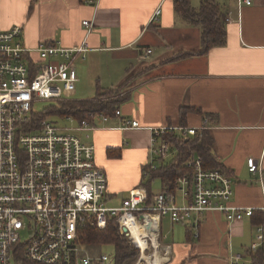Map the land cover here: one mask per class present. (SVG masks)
<instances>
[{
	"label": "crops",
	"instance_id": "1",
	"mask_svg": "<svg viewBox=\"0 0 264 264\" xmlns=\"http://www.w3.org/2000/svg\"><path fill=\"white\" fill-rule=\"evenodd\" d=\"M201 1L190 4L196 9ZM214 1L224 21V43L204 54L173 59L198 51L202 32L176 11L174 0H98L95 5L83 0H0V29L20 26L26 47L43 40L64 47L87 43L85 57L74 63L79 76L73 94L82 91L86 71L93 67L101 76L95 82L102 92L106 88L126 96L117 107L119 115L106 114V120L95 116L90 130L75 133L94 145L109 199L119 190L123 199L131 188L144 185L151 128L199 126L206 120L212 154L232 181L230 204L256 211L264 205V0L240 8L236 0ZM84 20L93 23L91 31ZM145 49L151 50L147 57ZM125 120L139 126L122 129ZM249 157L260 164V172L248 171ZM116 164L132 170L119 180L111 172ZM175 224L181 225L182 234L172 226L178 242L161 243L169 246V260L162 264H231L234 254L241 255V264H249L257 226L252 218L228 221L221 212L209 211L194 226Z\"/></svg>",
	"mask_w": 264,
	"mask_h": 264
},
{
	"label": "built area",
	"instance_id": "2",
	"mask_svg": "<svg viewBox=\"0 0 264 264\" xmlns=\"http://www.w3.org/2000/svg\"><path fill=\"white\" fill-rule=\"evenodd\" d=\"M97 1L83 0L90 5ZM236 3L240 8L252 5L253 0ZM82 24L88 31L93 29L89 20ZM20 32L18 25L8 31L0 29V264H21V258L35 264H113L114 256L90 253L79 243L84 227L104 229L110 220L141 258L143 250L132 232L136 223L147 231L140 237L149 251V247H158L153 239L159 243L165 216L173 223L192 222L194 226L209 211L221 212L228 221L253 215V207L230 204L231 179L220 169L205 168L196 153L187 157L190 171L177 176L171 188L162 185L150 199L147 188L139 185L127 192L120 205L108 206L107 180L95 162L94 145L75 134L90 130L89 121L95 116L102 120L108 116L88 112L74 127L61 129L44 115L74 93L78 81L74 60L85 57L87 43L64 47L59 41L43 40L26 47L17 40ZM150 53V49L144 50L145 57ZM40 102L49 104L39 111L34 106ZM65 117L73 119L72 115ZM205 123L151 128L149 160L142 166V179L175 161L177 146L200 139ZM138 126L134 120H125L121 128ZM169 158L173 159L167 161ZM246 165L253 174L261 170L253 157ZM259 210L264 216V205ZM256 239L250 246L252 252L264 242V223L256 226ZM168 249L164 247V259L158 264L169 260ZM229 260L241 264V255H231Z\"/></svg>",
	"mask_w": 264,
	"mask_h": 264
},
{
	"label": "trees",
	"instance_id": "3",
	"mask_svg": "<svg viewBox=\"0 0 264 264\" xmlns=\"http://www.w3.org/2000/svg\"><path fill=\"white\" fill-rule=\"evenodd\" d=\"M176 11L189 23L200 25L201 27V48L194 51H185L175 56L173 59L191 56L195 54H204L211 47L224 43V21L221 17L218 4L214 0H203L195 9L191 6L190 0H174ZM126 81L119 86L117 90L124 87ZM126 98L125 95L117 96L115 91L108 89L104 92L96 94L93 99L86 100H69L62 102L58 109H49L44 114L52 113L72 115L78 120L87 116L88 112H102L110 115L114 114L118 105ZM178 147L177 159L168 165H164L159 169L150 173L144 181L147 188L148 196L151 199V183L158 179L162 185H171L174 179L190 171L186 166L188 155L196 153L202 159L205 168H219L221 165L216 161L212 154V139L207 132H204L200 139H191ZM225 173V172H224ZM252 218L253 224L259 225L264 223L263 213L255 211ZM79 243L85 247L90 253H96L103 244H110L114 247V264H131L137 257V249L131 245L127 239L119 233L117 225L113 220L107 223L104 229H98L95 226L88 225L79 233ZM249 264H264V242L254 252L249 249ZM21 264H35L26 259L21 258Z\"/></svg>",
	"mask_w": 264,
	"mask_h": 264
},
{
	"label": "rangeland",
	"instance_id": "4",
	"mask_svg": "<svg viewBox=\"0 0 264 264\" xmlns=\"http://www.w3.org/2000/svg\"><path fill=\"white\" fill-rule=\"evenodd\" d=\"M17 40H18V42H20L22 44V38L21 37H18ZM74 62L78 63V59L75 58ZM78 76H77V78H78ZM99 77H101V76L98 75L97 69H96V71H94L93 67H89L87 69V71H86V78L81 83L82 84V88H81L82 91L79 92V93L76 92L75 94L71 95L69 97V100H86L88 98H92V97L96 96L95 95L96 94L95 90L93 91L94 86L98 87V89H99L98 93H101L102 92L101 91L102 90L101 86H99V84L96 85V82H95ZM77 85H78V81H77V83L75 85V88H76ZM105 89L106 88H104L103 92L106 91ZM64 103H66V102H64ZM48 104L49 103H47V102H40V103H37L34 106V108L36 110L42 111L44 108H46L48 106ZM49 109H58V108H49ZM46 116H47L46 118L49 121L53 122L57 127L61 128V129L74 127L78 123V119L77 118L73 117L72 121H70V120H68L65 117L64 114L62 115V114H59V113H56V112L52 113V114H49V115H46ZM171 159H173V158H169L167 161H169ZM116 166L117 167H115L114 169H111V172L114 171V173L112 172V174L114 176H116V178L119 179V180L122 178L123 173H124V175L125 174L127 175L129 173L128 171L132 170V168L127 167V165L116 164ZM160 190H161L160 180L155 179L151 183V191L153 193H155V192L160 191ZM123 193H124L123 191L119 190V192L115 193V195H112L110 199H107V205L108 206H118V205H120L121 201H122ZM176 195L179 196V193L176 192ZM180 202L181 201L178 200V203H180ZM172 226H174L175 228L178 227L179 230L177 231V233L179 234V237H180V234H182V229H183L181 227V225L175 224V223L171 224L167 217H163L161 219V233H160V235L162 236L161 237L162 241L158 243V248H157V250L159 251L160 254H163V252H164V247L165 246L162 245L163 243L166 242V243H170V244H173V243L175 244V242H178V239L176 237V232H174V233L171 232ZM174 231H176V230L174 229ZM253 234H254L253 238L255 239V242H257V239L255 237L256 232L254 231ZM149 248H150V250L146 251L148 254H151L152 251H153V253L156 251V249H153L152 247H149ZM135 249H137V248H135ZM137 251H138L137 257L133 261V263H131V264H135V263H138V262H141L142 264H144L145 260L141 261L140 252H139L138 249H137ZM96 253L97 254L106 253L108 255L114 256V247L112 245H110V244H103V245L100 246L99 250ZM96 253H93V254H96Z\"/></svg>",
	"mask_w": 264,
	"mask_h": 264
},
{
	"label": "bare ground",
	"instance_id": "5",
	"mask_svg": "<svg viewBox=\"0 0 264 264\" xmlns=\"http://www.w3.org/2000/svg\"><path fill=\"white\" fill-rule=\"evenodd\" d=\"M148 225H150V220H148ZM142 229H144L143 226H142ZM142 229H141V225H139L138 223H136V225H134V227L132 229V232H133V235L135 237L136 243L143 250L142 257H141V261L142 260H145V262L147 264H158V263H160L164 259V256L162 254H160L157 249H156V251L154 253H153V251H152V253L150 252L151 254H148L145 251V249H147V243H146V241L144 239H142L140 237V235L141 234L145 235L147 233V231L145 229L144 230H142ZM153 245H154L155 248L158 246V243H157V241H156L155 238L153 239ZM135 264H142V263L141 262H138V263H135Z\"/></svg>",
	"mask_w": 264,
	"mask_h": 264
}]
</instances>
